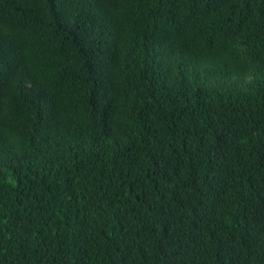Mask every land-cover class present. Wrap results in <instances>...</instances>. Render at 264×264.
Returning <instances> with one entry per match:
<instances>
[{
	"label": "trees",
	"instance_id": "1",
	"mask_svg": "<svg viewBox=\"0 0 264 264\" xmlns=\"http://www.w3.org/2000/svg\"><path fill=\"white\" fill-rule=\"evenodd\" d=\"M0 264H264V0H0Z\"/></svg>",
	"mask_w": 264,
	"mask_h": 264
}]
</instances>
